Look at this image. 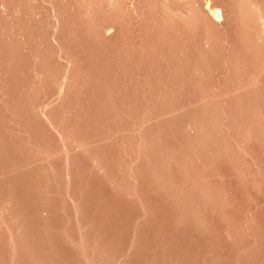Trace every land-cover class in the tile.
Instances as JSON below:
<instances>
[{
	"label": "rangeland",
	"instance_id": "1",
	"mask_svg": "<svg viewBox=\"0 0 264 264\" xmlns=\"http://www.w3.org/2000/svg\"><path fill=\"white\" fill-rule=\"evenodd\" d=\"M0 264H264V0H0Z\"/></svg>",
	"mask_w": 264,
	"mask_h": 264
},
{
	"label": "bare ground",
	"instance_id": "2",
	"mask_svg": "<svg viewBox=\"0 0 264 264\" xmlns=\"http://www.w3.org/2000/svg\"><path fill=\"white\" fill-rule=\"evenodd\" d=\"M208 8V7H207ZM206 9V8H205ZM208 10H210L208 13L211 15V17L213 18V19H215V20H218V13H219V11L218 10H216L215 8H210V9H208ZM205 13H206V11H205ZM208 15V14H207ZM210 15H209V17H210ZM111 21H112V19H111ZM111 26V25H110ZM97 134V133H96ZM99 136V135H98ZM101 136V135H100ZM97 137V136H96ZM103 137V136H102Z\"/></svg>",
	"mask_w": 264,
	"mask_h": 264
}]
</instances>
